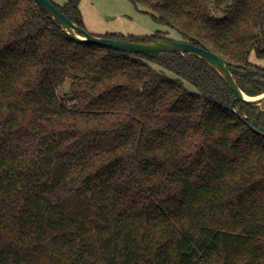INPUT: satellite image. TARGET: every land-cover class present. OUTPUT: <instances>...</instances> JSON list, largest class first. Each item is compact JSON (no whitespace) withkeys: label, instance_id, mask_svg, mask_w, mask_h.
<instances>
[{"label":"trees","instance_id":"obj_1","mask_svg":"<svg viewBox=\"0 0 264 264\" xmlns=\"http://www.w3.org/2000/svg\"><path fill=\"white\" fill-rule=\"evenodd\" d=\"M80 1L52 2L85 28ZM130 1L264 92L243 68L264 72V0ZM234 100L196 55L77 42L36 0H0V264H264V137Z\"/></svg>","mask_w":264,"mask_h":264},{"label":"water","instance_id":"obj_2","mask_svg":"<svg viewBox=\"0 0 264 264\" xmlns=\"http://www.w3.org/2000/svg\"><path fill=\"white\" fill-rule=\"evenodd\" d=\"M36 2L44 8L53 18H55L61 29L73 40L83 43H92L101 45L110 49H115L128 53L136 54H162V53H181L193 54L213 66L226 80L231 90L235 93V100L232 104L233 111L249 125L251 130L264 137V127L259 126L257 120L249 122L247 115H242L241 111L236 108L237 101H244L252 105H260L264 102V92L258 96L252 97L247 95L238 85L230 67H242L239 63L228 61L224 57L210 50L203 44L195 45L183 40L170 39H153L151 41L134 42L124 39H113L104 36L93 35L82 26L74 23L68 18L51 0H36ZM249 72L260 73L264 76V72L243 66Z\"/></svg>","mask_w":264,"mask_h":264},{"label":"rangeland","instance_id":"obj_3","mask_svg":"<svg viewBox=\"0 0 264 264\" xmlns=\"http://www.w3.org/2000/svg\"><path fill=\"white\" fill-rule=\"evenodd\" d=\"M64 5L69 0H51ZM80 10L85 29L93 35L111 33L124 36L150 37L158 31L165 34L170 40H180V33L164 24L157 22L146 12L143 6H136L130 0H81ZM70 80L59 89L63 96L70 87ZM262 109H264V104Z\"/></svg>","mask_w":264,"mask_h":264}]
</instances>
